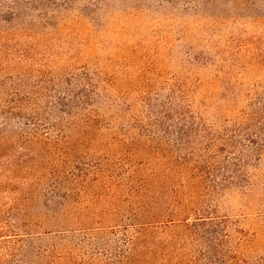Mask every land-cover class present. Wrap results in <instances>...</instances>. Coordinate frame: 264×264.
I'll return each mask as SVG.
<instances>
[{"label": "rangeland", "instance_id": "rangeland-1", "mask_svg": "<svg viewBox=\"0 0 264 264\" xmlns=\"http://www.w3.org/2000/svg\"><path fill=\"white\" fill-rule=\"evenodd\" d=\"M0 52L1 78L88 74L101 95L83 111L95 110L89 115L98 122L67 125V143L19 206L35 247L52 248L57 239L79 264H119L129 250L121 227L147 214L151 198L167 203L158 235L181 237L171 213L183 193L233 222L231 247L242 259H264V166L251 187L210 201L179 176L160 190L159 181L174 175L170 155L139 129L161 106L178 103L220 123L248 108L264 88V0H202L192 9L152 0H0ZM186 252L203 264L196 251Z\"/></svg>", "mask_w": 264, "mask_h": 264}, {"label": "trees", "instance_id": "trees-1", "mask_svg": "<svg viewBox=\"0 0 264 264\" xmlns=\"http://www.w3.org/2000/svg\"><path fill=\"white\" fill-rule=\"evenodd\" d=\"M152 1L192 9L202 0ZM74 88L81 90L79 94ZM100 97L98 85L88 74L58 78L19 72L0 77V264H79L59 249L57 239L52 241V248L35 247L19 206L27 204L32 186L50 169L47 159L67 143V125L82 118L92 124L98 122L89 115L95 110L87 111L88 117L83 111L98 104ZM71 98L76 105L68 100ZM161 108L163 112L139 126L142 139L154 150L170 155L174 175L159 181L160 190L165 182L173 186L179 176L210 201L229 188L253 185L255 172L264 166V88L248 99V108L235 120L222 123L194 114L178 103ZM191 196L181 193L175 202L178 207L171 217L184 232L173 241L158 235L157 220L166 201L158 203L151 198L147 214L142 207L140 220L121 227V240L129 250L119 264H195L194 257L187 258L186 249L196 251L197 260L202 258L203 264H264V259L255 263L242 259L231 247L233 222L226 216H215L209 203L196 207V202H190Z\"/></svg>", "mask_w": 264, "mask_h": 264}]
</instances>
